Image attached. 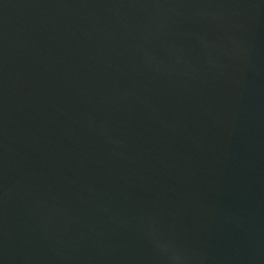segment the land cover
Wrapping results in <instances>:
<instances>
[{
	"label": "water",
	"instance_id": "obj_1",
	"mask_svg": "<svg viewBox=\"0 0 264 264\" xmlns=\"http://www.w3.org/2000/svg\"><path fill=\"white\" fill-rule=\"evenodd\" d=\"M0 264H264V0H0Z\"/></svg>",
	"mask_w": 264,
	"mask_h": 264
}]
</instances>
